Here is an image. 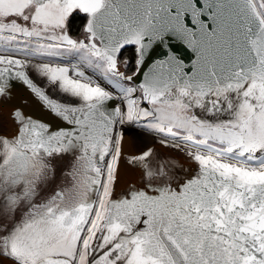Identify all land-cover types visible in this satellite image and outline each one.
Listing matches in <instances>:
<instances>
[{
	"label": "snow or ice",
	"instance_id": "obj_1",
	"mask_svg": "<svg viewBox=\"0 0 264 264\" xmlns=\"http://www.w3.org/2000/svg\"><path fill=\"white\" fill-rule=\"evenodd\" d=\"M0 264H264V0L0 11Z\"/></svg>",
	"mask_w": 264,
	"mask_h": 264
},
{
	"label": "rangeland",
	"instance_id": "obj_2",
	"mask_svg": "<svg viewBox=\"0 0 264 264\" xmlns=\"http://www.w3.org/2000/svg\"><path fill=\"white\" fill-rule=\"evenodd\" d=\"M19 8H20V0H0V11L4 13L17 12L19 11ZM145 146H153L157 148L158 151L168 152L170 155L179 157L178 153L171 152L170 150L160 149V145L157 144L155 140L149 135L138 133L135 129L130 130L126 133V139L124 144V150L126 152L131 153L134 151H140ZM136 178H137V174L128 171L127 168L125 167V170L121 176L120 185L118 186V191L122 190L127 182L136 180ZM122 179H125L126 182L122 183Z\"/></svg>",
	"mask_w": 264,
	"mask_h": 264
},
{
	"label": "water",
	"instance_id": "obj_3",
	"mask_svg": "<svg viewBox=\"0 0 264 264\" xmlns=\"http://www.w3.org/2000/svg\"><path fill=\"white\" fill-rule=\"evenodd\" d=\"M131 74H129V75H131ZM16 99L19 103L23 104L24 107H26L33 114L44 115V113L42 112V110L40 108L39 101L34 99L31 96V94L24 87H21L17 90ZM2 112H3L4 117H6L7 116V109H3ZM47 119L51 121V123L54 127L58 126V123H59L58 118H56L54 116H48ZM179 175H181V174H179ZM49 191H51V189H49Z\"/></svg>",
	"mask_w": 264,
	"mask_h": 264
},
{
	"label": "trees",
	"instance_id": "obj_4",
	"mask_svg": "<svg viewBox=\"0 0 264 264\" xmlns=\"http://www.w3.org/2000/svg\"><path fill=\"white\" fill-rule=\"evenodd\" d=\"M79 27V21L76 22V24H74L73 26V32L75 33V29ZM129 58H131L132 56V53H127L126 54ZM134 68V65H130V67L128 68V74H131L132 73V70Z\"/></svg>",
	"mask_w": 264,
	"mask_h": 264
},
{
	"label": "flooded vegetation",
	"instance_id": "obj_5",
	"mask_svg": "<svg viewBox=\"0 0 264 264\" xmlns=\"http://www.w3.org/2000/svg\"><path fill=\"white\" fill-rule=\"evenodd\" d=\"M129 175V174H128ZM127 179V178H126ZM128 180V179H127ZM126 182V180L125 179H122V183H125ZM122 185V184H121Z\"/></svg>",
	"mask_w": 264,
	"mask_h": 264
},
{
	"label": "bare ground",
	"instance_id": "obj_6",
	"mask_svg": "<svg viewBox=\"0 0 264 264\" xmlns=\"http://www.w3.org/2000/svg\"><path fill=\"white\" fill-rule=\"evenodd\" d=\"M180 173H177V175H179Z\"/></svg>",
	"mask_w": 264,
	"mask_h": 264
}]
</instances>
